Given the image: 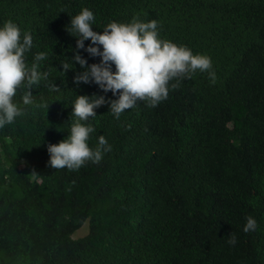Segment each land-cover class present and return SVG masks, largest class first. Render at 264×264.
Here are the masks:
<instances>
[{
	"label": "trees",
	"instance_id": "1",
	"mask_svg": "<svg viewBox=\"0 0 264 264\" xmlns=\"http://www.w3.org/2000/svg\"><path fill=\"white\" fill-rule=\"evenodd\" d=\"M85 7L97 32L134 15L157 20L160 37L211 57L216 81L197 70L118 120L97 107L88 143L103 134L111 150L55 169L47 145L67 138L76 95L115 99L77 86L79 64L62 70L74 50L99 62L66 31ZM5 20L31 33L27 64L46 53L48 79L32 85L30 105L18 88L24 111L0 128V264H264V0H0ZM248 216L255 231H243Z\"/></svg>",
	"mask_w": 264,
	"mask_h": 264
},
{
	"label": "clouds",
	"instance_id": "2",
	"mask_svg": "<svg viewBox=\"0 0 264 264\" xmlns=\"http://www.w3.org/2000/svg\"><path fill=\"white\" fill-rule=\"evenodd\" d=\"M94 13L85 7L70 17L66 31L75 33L76 49H84L90 56L100 57L98 63H87L78 51L69 62L61 63L62 70L74 68V63L82 69L73 77L77 86L83 83H95L107 93L109 90L115 99L104 95H76L72 102L71 115L74 118L66 139L58 143H49L48 164L55 168L79 169L86 162L98 163L105 152L111 150L103 134L98 136L97 146L90 147L88 141L95 129L88 121L96 115L95 109L105 103L115 119L126 109L133 108L137 101L144 100L149 107H155L168 96L169 88L178 87L183 79L199 70L207 72L210 83H215L216 73L211 57L195 53L186 45L164 39L159 36L158 21L142 20L134 15L129 22L110 21L101 32L93 30ZM90 39L85 46L84 41ZM33 45L32 35L22 31L12 21L0 23V128L11 124L22 114V109L13 97L23 84L27 90L21 96L24 105L33 103L32 85L42 79H48V73L38 68V62L46 53L34 55L31 65L26 63L25 54ZM175 80V83H169ZM56 87V85H52ZM119 90V92L117 91ZM257 221L246 217L243 231H255ZM235 245L237 238L229 235L227 241Z\"/></svg>",
	"mask_w": 264,
	"mask_h": 264
},
{
	"label": "rangeland",
	"instance_id": "3",
	"mask_svg": "<svg viewBox=\"0 0 264 264\" xmlns=\"http://www.w3.org/2000/svg\"><path fill=\"white\" fill-rule=\"evenodd\" d=\"M88 231H89V223L86 222V223L83 225V227H82L78 232H76V233L74 234V238H76V239H77V238H81V237L87 235V234H88Z\"/></svg>",
	"mask_w": 264,
	"mask_h": 264
}]
</instances>
